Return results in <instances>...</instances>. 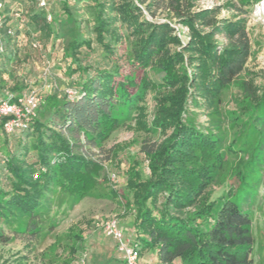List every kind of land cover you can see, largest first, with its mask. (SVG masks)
Segmentation results:
<instances>
[{
    "label": "trees",
    "instance_id": "obj_1",
    "mask_svg": "<svg viewBox=\"0 0 264 264\" xmlns=\"http://www.w3.org/2000/svg\"><path fill=\"white\" fill-rule=\"evenodd\" d=\"M261 1L3 0L0 94L37 89L43 103L25 130L9 135L0 124V246L50 236L68 201L73 208L102 185L94 149L130 127L145 135V169L125 160L120 192L139 264L146 252L155 264H254L248 204L264 182V81L247 77L244 6ZM224 7L230 17H220ZM160 11L169 19L155 21ZM213 187L222 188L215 198ZM73 237L58 264H81L85 238Z\"/></svg>",
    "mask_w": 264,
    "mask_h": 264
},
{
    "label": "rangeland",
    "instance_id": "obj_2",
    "mask_svg": "<svg viewBox=\"0 0 264 264\" xmlns=\"http://www.w3.org/2000/svg\"><path fill=\"white\" fill-rule=\"evenodd\" d=\"M242 0H198L200 8H211L215 5L224 6L228 2L235 4ZM248 10L246 14L247 28L252 41V55L247 64V70L257 75L255 83L257 85L264 81V9L261 4L245 5ZM231 12L224 7L220 17H230ZM151 19V18H150ZM169 19L167 14L160 11L155 21L161 22ZM248 79V78H247ZM238 90L233 89L227 94L221 109L225 111L235 109L234 96L238 95ZM150 111L154 104L149 98ZM199 122L207 126V117L201 114ZM224 128L228 130L227 120ZM229 137L232 134L228 133ZM144 134H137L133 128H122L116 131L109 141L105 144L104 151L94 149L95 159L101 161L105 167V177L102 185L93 189L89 196L76 204L73 208L66 203L65 212L61 213L58 219V226L54 232L45 240L30 239L29 236L15 238L7 246H0V264H56L51 261H67L71 245H74L73 235H83L85 241L78 245L79 263L81 264H124V254L119 250L116 240L108 236L103 228L111 217H116L120 226L123 228L126 239L133 243V220L134 214L128 212L124 199L122 200L121 191L126 187L124 170L125 160L132 166L135 164L134 158L138 160L141 169H145L146 162L144 156L140 154V145ZM158 138V137H157ZM119 147L118 154L112 159L107 160L109 150ZM84 149V148H83ZM85 150V149H84ZM110 157V156H109ZM148 173V171H147ZM116 174V179L112 180V175ZM213 198L221 192V187H213ZM55 209V208H54ZM248 209L253 218V237L254 252L252 255L254 264H264V182L259 192L251 197ZM56 246L51 261L45 259V254L51 255L52 249ZM143 264H155V257L152 253L146 252L142 255ZM55 258V259H54Z\"/></svg>",
    "mask_w": 264,
    "mask_h": 264
},
{
    "label": "built area",
    "instance_id": "obj_3",
    "mask_svg": "<svg viewBox=\"0 0 264 264\" xmlns=\"http://www.w3.org/2000/svg\"><path fill=\"white\" fill-rule=\"evenodd\" d=\"M264 0L260 2L263 5ZM39 6L41 8L46 7V0H40ZM3 10L4 2L0 0V30L3 26ZM51 20V17H48ZM22 29V26H19ZM13 30H9L10 35L13 34ZM36 46V45H35ZM0 49L3 50V43L1 41L0 35ZM48 70L46 69L45 75ZM46 85H44L45 87ZM1 88V80H0ZM1 91V89H0ZM70 97L74 96L72 90L67 91ZM43 103V97L39 90H35L28 95H24L19 98H13V95L3 97L0 94V124H3L4 131L7 134H13L17 131L25 130L29 127V123L36 116L37 110ZM112 180L116 179V175L113 174ZM103 228L108 236L113 237L118 245L119 250L124 254L125 261L127 264H139V253L138 251L131 247V241L126 239L123 228L120 226L118 219L116 217H111L106 223H104Z\"/></svg>",
    "mask_w": 264,
    "mask_h": 264
},
{
    "label": "bare ground",
    "instance_id": "obj_4",
    "mask_svg": "<svg viewBox=\"0 0 264 264\" xmlns=\"http://www.w3.org/2000/svg\"><path fill=\"white\" fill-rule=\"evenodd\" d=\"M261 8H262V10L264 9V3H263V5H261Z\"/></svg>",
    "mask_w": 264,
    "mask_h": 264
}]
</instances>
